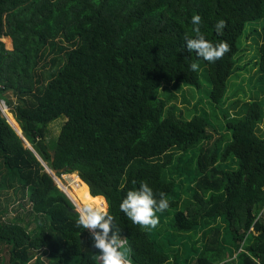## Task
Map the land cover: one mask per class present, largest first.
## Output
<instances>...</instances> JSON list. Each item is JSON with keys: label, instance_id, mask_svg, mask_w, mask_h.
Instances as JSON below:
<instances>
[{"label": "trees", "instance_id": "1", "mask_svg": "<svg viewBox=\"0 0 264 264\" xmlns=\"http://www.w3.org/2000/svg\"><path fill=\"white\" fill-rule=\"evenodd\" d=\"M194 15L206 39L230 45L214 63L186 47L185 36L195 37ZM221 19L226 27L217 34ZM260 19L264 0H0V103L58 178L77 174L86 184V204L107 202L133 264H264L261 102L249 100L241 117L227 121L230 136L216 150L201 148L193 173L182 157L212 139L210 119L186 120L160 98L163 83L199 88L204 71L210 102L223 103L240 76L246 25ZM262 41L256 66L264 75ZM60 117L66 121L52 149L48 126ZM34 151L0 111L7 264H99L90 231L77 227L75 205ZM230 157L237 170L220 165ZM141 182L169 201L155 229L120 210Z\"/></svg>", "mask_w": 264, "mask_h": 264}, {"label": "rangeland", "instance_id": "2", "mask_svg": "<svg viewBox=\"0 0 264 264\" xmlns=\"http://www.w3.org/2000/svg\"><path fill=\"white\" fill-rule=\"evenodd\" d=\"M263 36L264 19L247 23L245 32L240 40V47L242 49L240 54L242 59L241 63L239 62L237 64L241 69V71H239L240 76L236 79L234 78L232 87L229 82L227 96L224 102L219 105L210 102L209 95L211 92V85L204 71H201V84L199 88L186 86L184 83L179 85L175 83L162 84L160 98L167 101L168 106H174L173 108L175 109L177 116H182L184 119L190 120L195 115L207 114L210 119L212 128L209 129V132L212 135V139L210 141H203L195 148L189 149L182 157L183 162L187 163L188 160L192 161L189 170L193 171V173L196 171L201 148L209 147L214 148L212 150H216L215 147L218 140L222 139L223 136H230V132L226 125L227 121L231 118L241 117L246 112L245 103L249 102V100L255 99L261 102L263 106V121L260 125L261 133L259 136L264 138V75L260 73L258 66H256V61L259 58L258 47L263 42ZM246 48L248 51H246ZM6 96L12 101V103H17L13 92H7ZM236 101H240V104L238 103L237 107L232 108V103ZM0 109H2L4 114L9 117V108L7 109L4 105L3 107L0 106ZM243 110L244 113H242ZM9 120L13 122L10 117ZM65 121V117H60L48 126V142L52 149L57 142ZM13 125L17 128L15 124ZM223 146H219V148H223ZM220 165L222 167H228L230 170H237L239 168V161L237 158L230 157L227 161H220ZM51 173L55 176L54 172L51 171ZM185 178L186 177H184V179ZM56 180L62 189H67L69 197L74 201L77 207L86 205L85 201L90 198L87 186L85 190H75L72 186V174H64L60 178L56 177ZM178 184L180 185L181 183L178 182ZM0 201L5 204L4 198ZM93 201L96 202V204H94L95 206L105 208L108 211V204L103 198H101V200L99 198L93 199ZM25 206L26 208L29 207V205ZM6 207L9 209L11 216L16 215L12 206V201L7 202ZM3 249H5V247L3 246V243L0 242V264H7L8 253Z\"/></svg>", "mask_w": 264, "mask_h": 264}, {"label": "clouds", "instance_id": "3", "mask_svg": "<svg viewBox=\"0 0 264 264\" xmlns=\"http://www.w3.org/2000/svg\"><path fill=\"white\" fill-rule=\"evenodd\" d=\"M202 18L200 15L192 17L194 38L185 36L188 51H195L199 58L214 63L230 51L227 42L213 44L201 33ZM226 21L221 19L215 25L217 34H222ZM199 64L191 63L192 71L199 70ZM135 184V181H133ZM170 207L165 193H159V199L147 182H141L139 189L129 190L120 204V210L132 221L145 229H155L159 225L157 213H163ZM77 227L90 231L92 237L91 248L96 250L99 264H133L129 258L130 249L126 248L127 238H122L121 230L114 224V217L102 207L86 204L77 207ZM115 228V231L113 229Z\"/></svg>", "mask_w": 264, "mask_h": 264}, {"label": "water", "instance_id": "4", "mask_svg": "<svg viewBox=\"0 0 264 264\" xmlns=\"http://www.w3.org/2000/svg\"><path fill=\"white\" fill-rule=\"evenodd\" d=\"M4 102V101H3ZM5 103V102H4ZM0 111L2 112V114H3V116L7 119V121H8V123L13 127V125L10 123V121L8 120V118L5 116V114H4V112H3V110L2 109H0ZM14 128V127H13ZM15 129V128H14ZM19 129H20V127H19ZM15 131L17 132V134L23 139V141L25 142V144H26V146L28 147V148H30L31 150H33L34 151V149L31 147V145L28 143V141L24 138V136L22 135V131H21V129H20V132L19 131H17L16 129H15ZM35 152V151H34ZM35 154L38 156V154L35 152ZM38 158H39V160L42 162V164L45 166V168H46V171L53 177V179H54V181H55V183H56V185L63 191V192H65L64 191V189H62V187L58 184V182H57V180H56V175L54 176V175H52V173H51V170L47 167V165L42 161V159L38 156ZM53 172V171H52ZM66 193V192H65ZM66 195L69 197V195L66 193ZM70 198V197H69ZM71 199V198H70ZM71 201L73 202V204L75 205V207H76V209H77V206H76V204L74 203V201L71 199ZM107 203V202H106ZM76 209H75V211H76ZM77 212V211H76Z\"/></svg>", "mask_w": 264, "mask_h": 264}, {"label": "bare ground", "instance_id": "5", "mask_svg": "<svg viewBox=\"0 0 264 264\" xmlns=\"http://www.w3.org/2000/svg\"><path fill=\"white\" fill-rule=\"evenodd\" d=\"M3 102V101H2ZM1 102V103H2ZM0 103V106L3 107L4 104L6 105V103ZM8 120H9V117L7 115H5ZM10 121V120H9ZM10 123L13 125L14 123L10 121ZM13 127L15 128V126L13 125ZM17 131H19L17 128H15ZM20 132V131H19ZM72 177H73V187L75 188V190H78V191H82V190H85L86 189V184L78 177V175L76 174H72ZM88 189V188H87ZM65 192L68 194V191L67 189H64ZM101 200V198H99Z\"/></svg>", "mask_w": 264, "mask_h": 264}]
</instances>
